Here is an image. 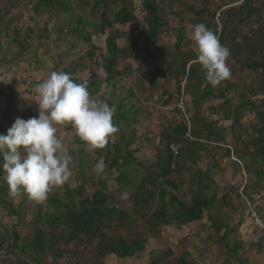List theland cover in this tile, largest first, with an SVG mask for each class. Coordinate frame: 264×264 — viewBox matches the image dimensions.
Listing matches in <instances>:
<instances>
[{"label":"trees","instance_id":"trees-1","mask_svg":"<svg viewBox=\"0 0 264 264\" xmlns=\"http://www.w3.org/2000/svg\"><path fill=\"white\" fill-rule=\"evenodd\" d=\"M10 1L19 2L0 0V69L17 66L31 56L36 71L41 70L43 63L37 52L44 47V36L55 34V42L69 38V51L76 55L73 65L62 67L67 56L62 52L53 71L67 72L77 83L87 81L92 98L115 107L113 123L119 131L104 149L90 152L77 137L80 149H69L68 154L80 176L79 184L72 187L66 182L56 190L51 189L44 203L33 211L31 235L27 240H21L16 226L10 231L2 230L0 221V248L26 264H51L50 261L65 258L67 264H104L109 257L141 258L149 241L160 236L165 228L186 231L188 226L208 220L215 243L224 247L227 256L224 264H230L229 260L245 264L247 261L242 257L245 247L235 237L239 226L231 228L224 223L228 215L221 205L231 206L229 195L219 198L214 178L222 172V159L231 155L230 149L225 148L227 139L231 138L239 161L231 164L237 172L243 170L247 174L241 196L253 206L257 195L264 191V0H24L36 19L47 20L43 28L38 29L36 23L35 35L32 31L22 34L17 25L18 16L7 18L8 10H2V4ZM159 2L167 4L170 12L177 8L176 18L183 26V15L191 13L195 18L193 25L204 23L212 29L221 44L230 49L229 58L261 79L250 89H240L229 79L226 89L215 93L197 62L196 48L191 54L183 51L187 45L184 27L178 26L175 42L165 45L167 33L173 32V28ZM179 6L184 7V12ZM217 14L221 19L220 30ZM130 24L134 28L126 32L123 28ZM121 40L129 44L122 46ZM79 51L82 53L78 54ZM137 59L145 65L157 66V70L142 75L135 72L151 89L168 87L155 99L156 104L165 107L185 96L190 99L192 109H187L190 128L182 120L163 125L158 134L140 136L138 128L144 121L139 107L142 94L138 84L135 90L123 83L133 72L126 63ZM231 92H235L236 99L227 98ZM3 96L0 90V98ZM218 101L222 103L209 105ZM4 112L0 133L6 134L14 122L10 121L8 110ZM35 113L38 117V109ZM174 114L180 115V111L175 110ZM249 115L257 123L246 136V131L240 129ZM220 122L229 124L220 125ZM137 144L142 150L136 149ZM174 144L181 145L176 158L170 149ZM148 149L150 155L146 157ZM101 157L106 168L97 176L92 169ZM204 159L211 160L206 170L200 167ZM2 163L0 160V209L6 212V218L22 221L21 207L15 209L9 200L12 194L4 179ZM89 185L91 188H87ZM186 187L189 201L181 198ZM261 244L251 245L259 255ZM173 252L171 249L163 254L151 251L150 264H172ZM8 259L10 264H20ZM175 264L198 263L187 252Z\"/></svg>","mask_w":264,"mask_h":264},{"label":"rangeland","instance_id":"rangeland-1","mask_svg":"<svg viewBox=\"0 0 264 264\" xmlns=\"http://www.w3.org/2000/svg\"><path fill=\"white\" fill-rule=\"evenodd\" d=\"M19 2L9 3L3 2L2 10H8V19L14 16H18L19 20L17 25L22 29V34H30L29 31H32V35H35L37 28L36 23H39L38 29L43 28V24L47 21L46 18L36 19L33 16L31 7L27 5L24 0H17ZM161 1V0H159ZM212 1H223V0H212ZM163 8H165V15L167 19L171 22L170 26L173 28L172 31H168L167 37L164 40L165 45H172L175 42V29L178 26L184 27L186 36H187V45L183 47V51L191 54L193 53L195 46L194 42L190 39L191 36V26L193 25V20L195 19L191 13H185L183 15V24L184 26L177 21L176 15L178 14L177 8H172V12L167 8V4L159 2ZM179 9L184 12V7L179 6ZM223 9L222 11H225ZM220 14V13H219ZM217 14L216 18L218 19L217 26L219 30L221 29V19ZM138 21L141 22L140 12H136ZM134 24H130L123 29L126 32L132 30ZM53 29L52 25L48 26V30ZM42 39L44 47L40 49L38 53V58L43 63V68L36 71V65L34 61L30 59L31 56H28L26 59L22 60L19 65H9V67L0 69V90L4 92V96L0 98V123L4 121V111L8 110L10 115V121L14 122L16 118L29 119L35 117V111L38 109V100L35 88L33 87L34 83L43 82L53 71L55 63H58L61 59L59 54L64 52L67 54L62 60V67L70 68L73 65V59L76 57L71 51H69V45L71 41L68 39H62L61 42H55L56 35H50L49 37ZM97 42L102 43L103 40H96ZM4 43V41H1ZM120 44L122 46H127L129 43L126 40H121ZM36 48H34L35 50ZM86 50V47H83ZM80 52V53H79ZM78 54H81L82 51H79ZM1 58V56H0ZM191 58L194 60L193 56ZM228 66L231 71H234V80L233 82L237 85L246 89H250L261 79L260 75L255 73H250L246 70H243L242 64L237 63L234 60L228 58ZM142 62L139 60H130L126 65L132 66L133 72L126 76L123 80L125 86L135 89L137 84L139 85L140 95L139 107L141 108L144 116V121L142 125L138 128L140 136L146 134H156V132L161 131V127L165 123H178V121L184 120L181 115H172L174 111H168V106L161 107L159 104L155 103L156 97L162 93L166 86H161L159 90L155 92L154 89L149 87V84L145 83V80L139 75H142V72L148 70H157L155 64H149L148 66L141 65ZM141 65V69H140ZM91 64L89 63V67ZM119 70H122V66L119 67ZM140 71L139 75L135 73ZM84 77H87L84 76ZM129 80L131 81L130 84ZM144 82V86H141V81ZM133 86H136L133 87ZM148 88V89H147ZM174 93V89L172 90ZM229 94L228 96H230ZM156 96V97H155ZM190 99L185 96L184 103L185 106L191 108ZM177 103V102H176ZM174 104V103H173ZM32 112V115H30ZM193 112V110H192ZM190 117V116H189ZM190 119V118H189ZM186 123V120H185ZM220 125H228L229 123L220 122ZM257 123L254 116H247L242 124L241 131H246V136L250 134L251 126ZM59 130L57 135L63 140L67 152L69 149L78 150L80 149V144L77 142L76 130L71 126V124H65L58 126ZM246 136H244L246 138ZM229 143L227 142L225 148L230 149L231 155L229 158L222 159V172L218 173L214 178V185L218 188V196L222 198L223 196L229 195V200L231 206L226 208L221 205L224 212H227L228 217L224 218L225 224L229 225L231 228L239 226L238 232L235 234V237L238 241L242 242L244 245L245 251L242 252L243 258L247 261L245 264H264V191L257 195L256 202L252 206L251 203H247L246 199L241 196L242 188H244L247 180V174L241 170L240 173L237 172L231 163H237L231 160L234 151L237 148L232 144V139L229 138ZM136 149L142 150L138 144ZM87 151H91L87 147ZM150 153L145 151L146 157ZM93 156V154H92ZM235 159L237 157L234 155ZM211 165V160L204 159L203 164H201L202 169H207ZM228 165V166H227ZM226 166V167H225ZM71 177L68 180V183L72 187H76L80 182V176L77 171H74L73 163L70 164ZM97 176L101 173H97L95 167L92 169ZM62 186V185H61ZM61 186H54L52 189H57ZM87 188H91L90 185ZM184 188L182 199L189 201L190 193ZM93 191V189H90ZM12 197H9V200L12 202V205L15 209L21 207L23 213L22 221L17 220L16 218H6V212L0 209V221L2 224V230L5 228L9 231L13 226H16L17 231L20 235L21 240H27L31 235V218L33 217V211L36 209L38 204L43 202L30 201V198L21 194L19 196L14 195L12 192ZM126 199V196H123ZM26 199V200H24ZM228 200V201H229ZM257 209V210H256ZM219 218L222 215H218ZM225 217V216H224ZM211 225L208 220H205L201 223H196L188 226V230L181 231L176 227L165 228L162 231V234L157 238H152L149 241L148 247L145 253L141 258L134 257L127 260H117L115 258L109 257L104 260V264H150L151 251H156L158 254H163L168 251V249L173 250L174 256L171 258L173 261L172 264H175V261L179 256H182L184 253H189L198 264H224L225 259L227 258L226 253L224 252V247L219 246L215 243L216 238L214 237L213 230L210 229ZM234 238V237H233ZM263 239V241H262ZM261 244L262 254L259 255L256 252L255 246L259 243ZM251 245H255L251 247ZM162 259V258H161ZM166 262V261H164ZM230 264H238L229 260ZM51 264H67V258L54 262L50 261ZM0 264H10V261L7 257L0 256ZM164 264V263H162Z\"/></svg>","mask_w":264,"mask_h":264},{"label":"clouds","instance_id":"clouds-1","mask_svg":"<svg viewBox=\"0 0 264 264\" xmlns=\"http://www.w3.org/2000/svg\"><path fill=\"white\" fill-rule=\"evenodd\" d=\"M190 39L197 50V62L206 80L217 86L231 78L228 66L230 49L204 23L191 26ZM38 117L16 118L6 134L0 133V160L6 180L14 195L27 194L36 202L47 199L54 186L71 177L72 157L57 135L58 126L71 124L76 135L90 150L104 149L119 131L113 123L116 109L90 96L87 81L77 83L64 71H53L35 87ZM106 168L101 157L97 173Z\"/></svg>","mask_w":264,"mask_h":264},{"label":"crops","instance_id":"crops-1","mask_svg":"<svg viewBox=\"0 0 264 264\" xmlns=\"http://www.w3.org/2000/svg\"><path fill=\"white\" fill-rule=\"evenodd\" d=\"M244 0H241V2H243ZM241 2L240 3H238V4H235L236 6L237 5H240L241 4ZM137 61H139V59H137ZM141 61V60H140ZM141 65H145V64H141ZM141 65H140V69L142 68L141 67ZM145 66H148V65H145ZM229 79H227V80H224V81H222L219 85H217V86H212L211 85V87L215 90L214 92L215 93H221V92H223L224 91V89H226V81H228ZM233 80H234V71H231V78H230V82H233ZM131 81H133V80H129V83L128 84H130L131 83ZM132 86V85H131ZM130 86V87H131ZM134 87V86H133ZM129 88V87H128ZM168 89V87L166 86V89H165V91ZM155 90V92L157 91V90H159V89H154ZM162 94H163V92L162 93H160L157 97H156V99H158L159 97H161L162 96ZM171 94H173V91H171ZM235 96H236V94H235V92H231V95L230 96H227V98H234V99H236L235 98ZM222 102L221 101H218V102H213V103H210L209 105H211V106H215V105H220ZM160 106V105H159ZM161 108L160 109H162V106H160ZM166 107V106H165ZM206 107H207V101H206V103H205V105H204V108H203V111L204 112H206ZM217 107H219V106H217ZM164 108V107H163ZM187 108V107H186ZM190 108V107H189ZM190 109H192V107L190 108ZM220 110H221V112L223 113V109H221L220 108ZM192 112V111H191ZM220 112V113H221ZM167 124V122L165 123V125ZM159 132H156V134H158ZM229 141H230V139L228 138L227 139V141H226V144H227V142L229 143ZM158 142H159V139H158ZM147 151H149V149L147 150ZM228 166V165H227ZM226 167V166H225Z\"/></svg>","mask_w":264,"mask_h":264},{"label":"built area","instance_id":"built-area-1","mask_svg":"<svg viewBox=\"0 0 264 264\" xmlns=\"http://www.w3.org/2000/svg\"><path fill=\"white\" fill-rule=\"evenodd\" d=\"M167 110L168 111H174V110L180 111L181 115L184 118V121L186 120V125L190 128V119H189L190 117H189V114L187 113V108L185 106L183 98L179 102L171 104L170 106H168ZM186 136L189 137V135H186ZM170 149L173 153L174 158H176L180 153L181 145L180 144H174L170 147ZM231 160L239 163V161L237 159H235L234 155H232ZM242 191H243V188H242Z\"/></svg>","mask_w":264,"mask_h":264},{"label":"water","instance_id":"water-1","mask_svg":"<svg viewBox=\"0 0 264 264\" xmlns=\"http://www.w3.org/2000/svg\"><path fill=\"white\" fill-rule=\"evenodd\" d=\"M0 254L6 255L8 258L13 259V260L16 261L17 263H20V264H26V263H24L22 260L16 258L15 256H12L10 253H8V252H7L6 250H4V249H1V248H0Z\"/></svg>","mask_w":264,"mask_h":264}]
</instances>
